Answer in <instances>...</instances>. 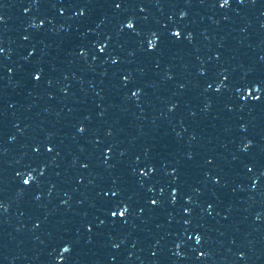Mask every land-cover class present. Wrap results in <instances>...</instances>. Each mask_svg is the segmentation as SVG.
<instances>
[{"label": "snow or ice", "instance_id": "snow-or-ice-1", "mask_svg": "<svg viewBox=\"0 0 264 264\" xmlns=\"http://www.w3.org/2000/svg\"><path fill=\"white\" fill-rule=\"evenodd\" d=\"M25 183H27V181H25ZM120 215H121V216H123V215H124V213H123V212H121V213H120ZM65 251H67V249H65Z\"/></svg>", "mask_w": 264, "mask_h": 264}]
</instances>
